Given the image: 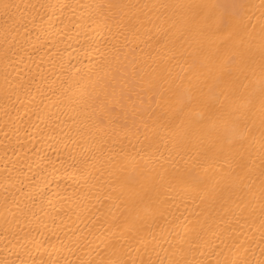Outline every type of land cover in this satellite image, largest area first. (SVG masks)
Here are the masks:
<instances>
[{
    "label": "bare ground",
    "instance_id": "1",
    "mask_svg": "<svg viewBox=\"0 0 264 264\" xmlns=\"http://www.w3.org/2000/svg\"><path fill=\"white\" fill-rule=\"evenodd\" d=\"M0 264H264V0H0Z\"/></svg>",
    "mask_w": 264,
    "mask_h": 264
}]
</instances>
